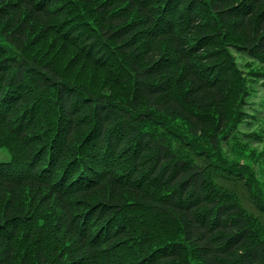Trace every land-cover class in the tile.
I'll list each match as a JSON object with an SVG mask.
<instances>
[{
    "label": "trees",
    "instance_id": "obj_1",
    "mask_svg": "<svg viewBox=\"0 0 264 264\" xmlns=\"http://www.w3.org/2000/svg\"><path fill=\"white\" fill-rule=\"evenodd\" d=\"M253 60L264 0H0V264H264V203L219 149ZM85 63L97 92L63 77Z\"/></svg>",
    "mask_w": 264,
    "mask_h": 264
},
{
    "label": "rangeland",
    "instance_id": "obj_2",
    "mask_svg": "<svg viewBox=\"0 0 264 264\" xmlns=\"http://www.w3.org/2000/svg\"><path fill=\"white\" fill-rule=\"evenodd\" d=\"M85 8L89 13L92 12V9H89V6L85 5ZM234 40L238 43L241 42V38L239 37L234 38ZM49 43V39L48 44L39 41L32 44L30 49H32V51L43 50L50 45ZM73 55L74 50L69 49L63 59L59 57L55 59V66L58 69H65L66 67L70 66L71 61L73 60ZM239 58L241 59L240 62L244 64L252 60L251 58L243 59L241 56ZM87 64L88 63L79 65L78 70L73 75L63 77L67 80L77 83L78 85L87 87L90 86L93 91L97 92L99 91L100 86L95 85L99 84L103 77H100L99 71ZM262 64L263 63L259 60H253V62H249L247 66L252 67L255 70H261L264 68V65ZM248 67H246L244 70L247 77L246 83L244 84V91L238 97H233L229 106V113L232 115L233 111H235V101L238 99L237 106L240 107L241 112L237 114L236 118L239 119L241 123L235 130L236 133L228 137H225V133L222 136L220 143L221 145L219 148L224 155V157L222 156L223 159L232 164L235 170L240 172L243 171V173L246 175L242 179L239 177V181H237L235 178L231 180V183H229V189L236 191L242 205L246 208L253 205L251 198H255L256 200H259L260 198L264 203V134L261 138H259L257 135V133L261 131L264 132V79L260 78L261 75L256 73V76H251L248 71ZM249 92H251L250 95H248ZM246 110L250 111L252 113V117L255 118L252 124H246V122L250 121V119L247 118L249 116H247L248 112H246ZM176 120L177 125L189 127V124L184 120L178 117H176ZM252 136L254 137L247 138ZM8 144L9 139L4 140L2 144H0V147H9ZM9 159H11V153L9 150L5 147H1L0 161ZM244 179L253 183L254 191H251L248 183ZM21 189L23 190V188ZM240 190L243 191V193H239ZM261 219L263 220L261 227H264V218L262 216ZM166 230L162 231L160 234L157 232L154 233L160 240L176 241L177 239H181V235L183 233L180 230V226H176L174 230Z\"/></svg>",
    "mask_w": 264,
    "mask_h": 264
}]
</instances>
